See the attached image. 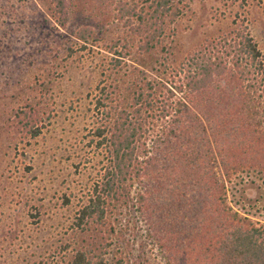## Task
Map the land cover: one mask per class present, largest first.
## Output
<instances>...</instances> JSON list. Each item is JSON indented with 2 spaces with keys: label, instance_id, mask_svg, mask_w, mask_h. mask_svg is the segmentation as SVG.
Here are the masks:
<instances>
[{
  "label": "trees",
  "instance_id": "obj_1",
  "mask_svg": "<svg viewBox=\"0 0 264 264\" xmlns=\"http://www.w3.org/2000/svg\"><path fill=\"white\" fill-rule=\"evenodd\" d=\"M49 1L59 28L75 39L70 53L103 43L106 78L132 54L167 50L170 28L191 2ZM169 75L134 77L126 87L112 77L97 82L88 143L105 162L74 214L79 242L67 264H108L111 246L124 244L107 216L114 202L144 218L146 239L165 264H264V223L226 203L231 175L264 179V62L256 40L234 22ZM13 122L30 138L41 134L31 104Z\"/></svg>",
  "mask_w": 264,
  "mask_h": 264
},
{
  "label": "rangeland",
  "instance_id": "obj_2",
  "mask_svg": "<svg viewBox=\"0 0 264 264\" xmlns=\"http://www.w3.org/2000/svg\"><path fill=\"white\" fill-rule=\"evenodd\" d=\"M234 22L247 25L264 62V0H191L170 28L167 50L145 59L132 54L111 77L121 87L134 77L169 81L171 69ZM74 40L59 28L49 0H0V264H67L78 246L73 217L105 162L103 150L88 143L96 85L112 72L103 43L70 53ZM28 104L42 124L34 138L13 122ZM226 203L263 224L264 179L231 175ZM107 216L125 236L111 246L108 264H165L136 210L114 202Z\"/></svg>",
  "mask_w": 264,
  "mask_h": 264
}]
</instances>
